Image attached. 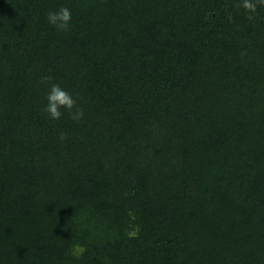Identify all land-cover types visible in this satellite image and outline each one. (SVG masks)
<instances>
[{"label": "trees", "instance_id": "16d2710c", "mask_svg": "<svg viewBox=\"0 0 264 264\" xmlns=\"http://www.w3.org/2000/svg\"><path fill=\"white\" fill-rule=\"evenodd\" d=\"M241 2L0 0V264H264V6ZM46 75L80 123L43 112Z\"/></svg>", "mask_w": 264, "mask_h": 264}, {"label": "clouds", "instance_id": "9594fccd", "mask_svg": "<svg viewBox=\"0 0 264 264\" xmlns=\"http://www.w3.org/2000/svg\"><path fill=\"white\" fill-rule=\"evenodd\" d=\"M264 6V0H242L240 6L248 12H255L257 6ZM72 18L71 10L66 6H61L56 10H50L46 14V19L50 25L57 31H69ZM251 19V16H249ZM42 85H48V93L45 97L46 104L43 106V112L52 120H59L64 112L76 123H80L84 117V108L78 103V99L73 96L60 84L53 83L51 76H42L39 81ZM63 110V111H62ZM67 133L61 131L59 139L65 140Z\"/></svg>", "mask_w": 264, "mask_h": 264}]
</instances>
